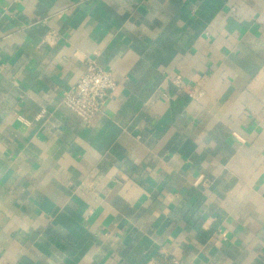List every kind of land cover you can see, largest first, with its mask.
Segmentation results:
<instances>
[{"label": "crops", "instance_id": "crops-1", "mask_svg": "<svg viewBox=\"0 0 264 264\" xmlns=\"http://www.w3.org/2000/svg\"><path fill=\"white\" fill-rule=\"evenodd\" d=\"M170 258L264 264V0H0V264Z\"/></svg>", "mask_w": 264, "mask_h": 264}, {"label": "built area", "instance_id": "built-area-1", "mask_svg": "<svg viewBox=\"0 0 264 264\" xmlns=\"http://www.w3.org/2000/svg\"><path fill=\"white\" fill-rule=\"evenodd\" d=\"M177 81V80H176ZM117 81L109 70L100 68L93 62L87 64L77 81L62 95L60 102L85 124H89L100 112L106 97L115 91ZM148 264H158L150 262ZM159 264H185L170 258Z\"/></svg>", "mask_w": 264, "mask_h": 264}]
</instances>
